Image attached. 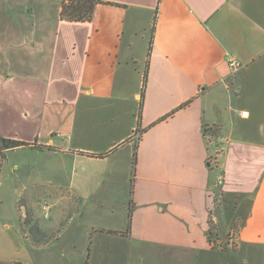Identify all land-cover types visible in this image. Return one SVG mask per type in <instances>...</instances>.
<instances>
[{
  "label": "crops",
  "instance_id": "1",
  "mask_svg": "<svg viewBox=\"0 0 264 264\" xmlns=\"http://www.w3.org/2000/svg\"><path fill=\"white\" fill-rule=\"evenodd\" d=\"M97 1L71 23L0 0V135L49 148L10 150L42 157L46 197L77 214L97 185L110 213L44 245L0 213V264H264V0Z\"/></svg>",
  "mask_w": 264,
  "mask_h": 264
},
{
  "label": "rangeland",
  "instance_id": "2",
  "mask_svg": "<svg viewBox=\"0 0 264 264\" xmlns=\"http://www.w3.org/2000/svg\"><path fill=\"white\" fill-rule=\"evenodd\" d=\"M36 152L40 151L36 150ZM36 152L30 150H15L5 153L4 159L0 158V213H3V215L12 221L18 222L19 218L21 222L28 220L32 225H37L44 233V237L40 239V245L49 244L54 241L55 236L59 234V231L67 222V225L71 229L76 226L87 227L91 223L104 226L105 218L110 214L108 212L109 210L104 207L97 208L94 206V203H96L94 198L101 195L103 188L97 185L89 186L83 184L91 198L84 201L79 208V212L76 214L74 206L69 200L59 198L52 200L45 196L48 188L46 181L55 180L56 176L54 177L50 172H47V174L43 172L42 166L44 162L42 157L37 155ZM69 175V171H67V173L62 172L60 176V179L62 178L61 181L67 183V187L69 186ZM219 178L222 180L220 174L218 175ZM221 184L218 186H221ZM31 185L34 187H31ZM69 191L68 188L65 191V194L68 196ZM129 191L130 185L128 182L119 191V195L121 196L118 200L119 204H122ZM44 205L48 206L46 217H44V211L42 210ZM57 215L58 221L55 226L56 229L53 231L42 229L43 226L39 222L42 224L53 223ZM70 218H72L71 221H68ZM21 232L24 235V232ZM210 232L215 242H219L216 247L225 250L227 235L222 231H216V225L212 222L210 224Z\"/></svg>",
  "mask_w": 264,
  "mask_h": 264
},
{
  "label": "trees",
  "instance_id": "3",
  "mask_svg": "<svg viewBox=\"0 0 264 264\" xmlns=\"http://www.w3.org/2000/svg\"><path fill=\"white\" fill-rule=\"evenodd\" d=\"M99 4L100 2L97 0H60V7H61L60 18L63 21L71 22V23L89 22L92 20L95 8ZM147 67L148 65L146 64V69L143 75V85H142V90H141L140 107H139L138 114H137L138 129H140L139 127L140 110L142 106L144 88H145V83L147 79ZM186 105L187 104H184L180 108L185 107ZM173 113L174 112H172L171 114H169L163 119H166L167 117L171 116ZM163 119H161V121ZM138 129L136 133L141 135L143 131L142 130L140 131ZM17 148H29V149L37 150V151L49 149L48 147L37 146L35 143L28 144L25 142L4 138L0 135V158L1 159H4L5 152L14 150ZM134 163H135V158L133 160V166H134ZM129 219H130V214H129ZM19 225H20L21 231L24 232V236L27 237L31 243L37 244V245L41 243L40 239L41 237H44V233L37 225H32L28 220L25 222H21L20 220Z\"/></svg>",
  "mask_w": 264,
  "mask_h": 264
},
{
  "label": "built area",
  "instance_id": "4",
  "mask_svg": "<svg viewBox=\"0 0 264 264\" xmlns=\"http://www.w3.org/2000/svg\"><path fill=\"white\" fill-rule=\"evenodd\" d=\"M228 65H229V68L233 72L237 71L241 67V64L239 62L235 61V60H230ZM247 115H248V112H246V111H243V112L240 113L241 117H247ZM221 183H222V180H221V178H219L218 179V185H220ZM42 210L44 211V217H46L47 216V212H48V206L44 205L42 207Z\"/></svg>",
  "mask_w": 264,
  "mask_h": 264
}]
</instances>
